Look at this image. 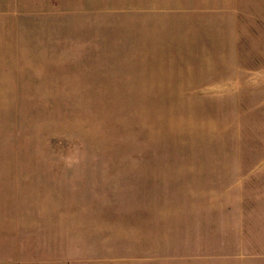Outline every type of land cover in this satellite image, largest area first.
<instances>
[{
	"label": "rangeland",
	"instance_id": "rangeland-1",
	"mask_svg": "<svg viewBox=\"0 0 264 264\" xmlns=\"http://www.w3.org/2000/svg\"><path fill=\"white\" fill-rule=\"evenodd\" d=\"M44 9L59 96L20 98L19 119L23 135L34 124L37 144L59 157L58 264L122 253L127 229L135 230L140 254L148 227L160 225L159 209L171 213L184 202L199 207H184L181 223L168 224L170 241H150L172 251L135 256V264H264V45H171L165 55L158 45L91 51L83 45L82 0ZM97 78L103 81L90 82ZM160 78L191 86L147 97ZM219 159L233 162L218 170L212 160ZM219 199L229 202L218 206ZM40 242L15 239L20 254H1L0 264H39Z\"/></svg>",
	"mask_w": 264,
	"mask_h": 264
},
{
	"label": "crops",
	"instance_id": "crops-1",
	"mask_svg": "<svg viewBox=\"0 0 264 264\" xmlns=\"http://www.w3.org/2000/svg\"><path fill=\"white\" fill-rule=\"evenodd\" d=\"M50 1L61 2L0 0V246H4L0 247V255L18 256L21 245L15 244V239L24 242L30 236L37 247L41 241L40 246L42 244L45 249L39 264L59 263V157L48 143L37 144L34 124L32 131L26 129L22 134L19 99L59 96V79L54 74V61L49 59L54 55L53 45H44L43 37L44 3ZM82 1L83 45L91 51L128 45L135 50V45H158L159 53L165 55L171 45H264V0ZM55 7L60 9L59 5ZM214 40L215 43H211ZM96 72L101 73V70ZM93 81L100 83L103 79L90 80ZM190 81L155 79L147 97L173 96V92L190 88ZM174 82H177L175 86ZM91 88L103 91L102 86ZM26 110L31 113L27 105ZM29 143L34 145L29 146ZM37 145L41 149L39 152ZM212 161L217 163L218 170H228L229 162H233ZM221 200H217L218 206L229 202ZM180 204L184 206L168 208L171 213L159 209L154 215L160 225L154 226L158 229L153 232L148 227L147 231L151 232L149 246L140 254L135 255V230L127 229L123 234L127 243L121 245L124 255L110 253L105 256L97 252L87 256L84 264H103L113 257H118L116 264H135V256L141 254L144 258L166 255L171 248L155 250L150 241L155 236L170 241L164 231L174 228L168 224L181 223L183 215L180 212L184 207H199L197 202ZM177 242L182 247L185 240ZM8 264L21 262L16 258ZM26 264L35 262L27 258Z\"/></svg>",
	"mask_w": 264,
	"mask_h": 264
}]
</instances>
